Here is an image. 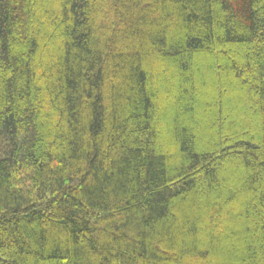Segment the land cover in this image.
Wrapping results in <instances>:
<instances>
[{"label": "trees", "instance_id": "trees-1", "mask_svg": "<svg viewBox=\"0 0 264 264\" xmlns=\"http://www.w3.org/2000/svg\"><path fill=\"white\" fill-rule=\"evenodd\" d=\"M0 264H264V0H0Z\"/></svg>", "mask_w": 264, "mask_h": 264}]
</instances>
